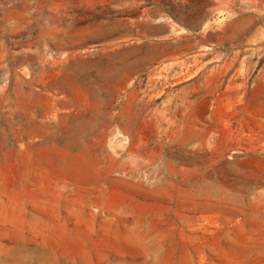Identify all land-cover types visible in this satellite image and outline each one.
<instances>
[{"label":"rangeland","instance_id":"obj_1","mask_svg":"<svg viewBox=\"0 0 264 264\" xmlns=\"http://www.w3.org/2000/svg\"><path fill=\"white\" fill-rule=\"evenodd\" d=\"M0 264H264V0H0Z\"/></svg>","mask_w":264,"mask_h":264}]
</instances>
